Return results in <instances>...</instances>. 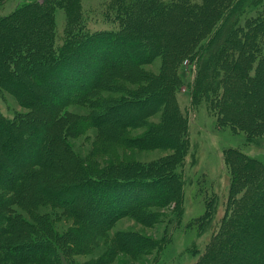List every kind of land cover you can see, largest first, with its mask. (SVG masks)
Returning <instances> with one entry per match:
<instances>
[{
	"label": "trees",
	"instance_id": "trees-1",
	"mask_svg": "<svg viewBox=\"0 0 264 264\" xmlns=\"http://www.w3.org/2000/svg\"><path fill=\"white\" fill-rule=\"evenodd\" d=\"M209 1L208 14L215 7L213 1ZM245 1L240 0L238 3ZM54 3L53 0H21L12 14L0 20V89L11 93L21 105L30 108L14 117H8L0 111V264H81L74 258L79 248L95 246L99 239L105 244L108 241L104 254L114 253L115 245L121 249L132 242L130 238L124 241L118 232L112 234L110 230L140 199L138 197L144 195L154 206L162 205L160 199L151 200L147 196L156 183L162 182L160 178L151 176L154 174L151 169H154V164H158L160 168L156 167V171H163L174 157L142 163L130 154H123L120 163L117 161L115 166L107 164L98 169L90 156L99 151V147H94L86 155H80L70 140L71 136L85 135L93 128L96 136L99 133V137L107 139L109 143H114V139L121 136L118 144L127 145L125 135H116L114 138L112 133L119 130L123 134L124 129L143 124L149 113L138 114L134 117L135 122L128 124L116 119L109 121V115L125 111V106L129 110L134 106L142 107V102L151 101L154 104L158 101V104H166L164 109H167L170 117H167L164 125L150 124L149 129H156L149 130L151 132L143 136L139 145H169L181 152L187 144L184 115L169 87L172 79L166 75L158 78V75L142 68L148 58L152 59L149 54H168L166 49L170 42L171 57L173 61L177 60L185 49L180 44L182 34L169 38L170 42H160L163 33H155L153 29L150 37L142 33L146 39L138 42L134 38L136 30L134 35L125 37L113 29L88 31L83 29L81 23L73 22L65 26V32L59 37ZM188 3L183 0L182 8L178 7L184 9L183 6L187 5L185 15L194 16V8ZM152 5L154 8L151 6L147 8L149 10L146 9L147 13H151L141 12L143 19L138 18L137 21L151 20L150 16L154 14L161 16L160 21L168 19H164L159 12H164L170 6L161 7L159 3ZM262 14L248 22L260 25L264 21V12ZM237 15L236 10L219 21V25L224 27L223 31L220 30V36L219 31L208 36L197 51V65L203 72H198L195 83L210 77L208 71L204 73L206 65L222 56L220 53L225 44L232 42L227 37L232 34L236 36L235 30L242 27L241 18ZM214 36L218 40L216 38L217 41L212 44ZM235 38L242 41V38ZM262 44L252 49L240 46L234 55L235 59L225 55L221 59L224 63H238L241 66L256 61L261 64L257 75H252L253 78L238 70L241 73L237 75L239 78L259 80L255 86L245 87L243 83L246 89L241 90L238 84V91L234 92V98L246 95L252 100L248 105V113L253 116L245 118L226 113L225 107L223 110L225 116L235 118V124L251 130L257 136L264 134L260 129L264 126V42ZM261 50L263 53L255 58V54ZM135 55L134 61L132 57ZM169 62L173 63L172 67L175 65V62ZM26 65H31L33 71L20 74L22 66ZM219 74L215 73V78ZM118 78L125 79L129 84L118 83ZM22 85L26 88L31 86L30 96L20 95L19 88ZM58 91L63 92L56 99L54 94H58ZM104 92L117 94L106 95ZM72 105L87 107L88 110H74L70 108ZM165 125L172 128L171 134L159 133V130L164 131L162 128ZM101 132L105 133V138L100 136ZM163 138L168 141H163ZM148 139L153 143H148ZM241 156L257 161L243 150ZM165 174L160 176L167 177V181L171 180L173 184L167 196H171L170 200H176L184 180L174 173ZM246 175L243 170L239 173L240 177ZM263 183L264 180L256 181L251 192L243 197L241 207L228 219V226L215 235L212 247H208L203 259L195 264H264V256L254 258L249 254L253 247H259L264 253V240L259 237L260 233L264 234ZM256 191H259L260 196L253 197ZM83 198L85 202H91L98 213L102 212L104 218L97 217L90 209L84 211L80 202ZM135 211H138L137 207ZM67 214L73 218L72 226L61 231L56 227L55 217ZM223 235L228 243L224 245L223 239L216 244L215 239ZM37 247H44L47 252L40 249L41 254H36L34 250Z\"/></svg>",
	"mask_w": 264,
	"mask_h": 264
},
{
	"label": "rangeland",
	"instance_id": "rangeland-1",
	"mask_svg": "<svg viewBox=\"0 0 264 264\" xmlns=\"http://www.w3.org/2000/svg\"><path fill=\"white\" fill-rule=\"evenodd\" d=\"M20 1L0 0V20L3 16L12 14ZM53 1H55L53 11L59 37L65 32V26L68 23L76 22L81 23L83 29L88 31L113 29L120 31L119 34L125 37L136 33L134 38L138 39V42L146 39L145 36L150 37L153 29H155V33H163L164 37L159 38L160 40L157 39L160 42H170L169 38L180 37L182 34L180 44L182 48L185 47L184 52L179 55L177 60L173 61L172 48L169 49L170 42L166 49L168 54L166 52L165 55L153 56V54H149L153 60L148 58L147 63L142 65V68L158 75V78L166 75L172 79L169 87L175 95L178 108L185 119L184 136L187 138V144L181 152L169 145L149 144V147L139 145L143 136L151 132L149 130L156 129H149L150 124L164 125L167 117H170L167 109H164L166 104L161 105L162 102L158 104V101L154 104L151 101L142 102V107L134 106L129 110L125 106L123 109L125 111H117L109 115V121L116 119L118 122L128 124V122L134 123V117L138 114L149 113L143 124L124 129L123 134H120L119 130L112 133L114 138L116 135H125L128 139L127 145L118 144V139L121 136L114 139V143H109L107 139L100 138L98 132L96 136V130L93 128L85 135L70 137L75 150L80 155H86L94 147H99L98 154L95 155L94 153L97 152H94L90 156L91 161L98 169L107 164L111 167L115 166L117 161L120 163L123 154H130L132 158L142 163L155 162L163 158L168 160L169 157H174V159L169 158L172 161L168 164L169 167L166 166L163 171H156V167H159L158 164H154V169H151L154 173L151 176L160 178L162 182L156 183L155 189L152 188L147 196L151 200L160 199L162 205L154 206L144 195H140L138 197L140 199L135 201L130 210L128 209L127 213L117 220L113 229L110 230L112 234L118 232L119 237H123V240L130 238L132 243L129 246L121 247V249L115 245L114 253L104 254L108 241L105 244L103 240L99 239L95 246H90L87 249L85 246L79 248L80 250L77 251L74 258L81 264H195L201 261L208 247H212V239L222 228L228 226V219L241 207L243 197L251 192L257 180H264V134L257 136L251 130L239 126L238 123L235 124V118L230 117L232 114H238L245 118L253 116L248 113L250 110L248 105L252 100L246 95L234 98V92L238 91L236 89L238 84L240 85L239 90H241L246 89L245 87L248 85L255 86L259 80L257 78L253 80L239 78L237 75L241 73L238 70H242L243 73H248L247 75L252 77V75H257V69L261 68V64L256 61L251 65L241 66L238 63L229 64L221 61L224 55L235 59L234 55L240 46L252 49L263 45L264 21H261L260 25L248 21H252V18L256 19L254 17L257 15L263 16L264 0H247L248 2H242L245 3L242 7H240L242 3H238L240 0H212L215 7L209 14L207 11L209 0H184L190 3L195 13L194 16L186 14L187 18L186 10H184L187 5L181 9L183 0ZM37 2H41V0H37ZM158 3L162 5L161 7L170 6L164 12H159L164 16V19L166 17L168 19L160 21L161 16L158 17L159 15L154 14L150 16L151 20L137 21L138 18L143 19L140 16L141 12L150 14L151 12L147 13L146 9L151 6L154 8L152 4ZM42 4L45 5V3ZM236 10L238 11L237 17L241 18L242 27H240L241 30L236 29L235 31L236 36L242 38V41L239 42L235 38V34L229 35L227 38L232 42H230L231 44L228 42L230 45L225 44L226 46L220 53L222 56L214 58L212 63L206 65L204 73L208 71L210 77L202 78L199 83H195L194 78L198 72H203L197 65L195 56L197 51L208 36L216 34L218 31V37L220 36V30L223 31L224 27L219 25V21L230 16ZM155 11L157 10L155 9ZM21 16L22 14L17 18ZM177 23L179 24L176 25ZM181 24L182 26H180ZM220 27L222 28L220 29ZM142 33H144V37H142ZM216 38V36L213 37L212 44L218 40ZM140 45L142 48V43ZM260 53H263V50L255 54L254 57H258ZM136 57L137 55L132 59L135 61ZM169 61L175 62V65L172 67L173 63ZM262 70L264 72V65ZM32 71L33 67L26 65L22 66L20 74ZM218 72L220 74L215 78V73ZM172 75H174L173 78ZM4 77L6 78V76ZM117 81L129 84L123 78H118ZM243 83L246 86L242 85ZM30 92L31 86L26 88L22 85L19 88L21 96H30ZM62 92L58 91V94H54L55 98L57 99V95H61ZM104 93L106 95L117 94V92ZM149 93L155 94L153 91ZM70 108L82 112L88 110L87 107L83 108L77 105H72ZM29 110L30 108L21 105L19 99L14 95L0 89V111L4 115L14 117L17 113ZM223 110L230 115L225 116L226 113H223ZM40 111L42 110L40 109ZM164 128H162L164 131L159 130L160 134H171L172 128L166 125ZM260 129L264 131V126ZM100 136L105 138V133L101 132ZM163 139L165 142L168 141L167 138ZM148 143H153V141L148 139ZM242 150L257 161L244 159L241 156ZM242 170L247 173L244 177L239 176ZM163 173L164 175H166L165 173H174L184 180L176 200H170L171 196H167L171 193L169 188L173 184L171 180L167 181V177L160 176ZM254 196H260L259 191H256ZM80 202L84 211L90 209L97 217H103L104 214L98 213L91 202H85L84 198ZM136 207L138 211H135ZM55 219L56 227L61 231L68 230L73 223L70 214L56 216ZM259 237L264 240L263 233H260ZM223 239V244L226 245L228 242L224 235L215 239L216 244H219ZM136 241L139 243L136 244ZM40 249L42 252H47L46 248L37 247L34 250L36 254L37 252L41 254ZM251 249L249 252L251 256L263 258L262 249L259 247Z\"/></svg>",
	"mask_w": 264,
	"mask_h": 264
}]
</instances>
